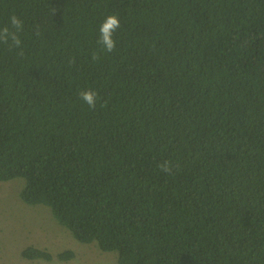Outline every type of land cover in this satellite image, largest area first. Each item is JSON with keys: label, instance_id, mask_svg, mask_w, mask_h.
Returning <instances> with one entry per match:
<instances>
[{"label": "trees", "instance_id": "obj_1", "mask_svg": "<svg viewBox=\"0 0 264 264\" xmlns=\"http://www.w3.org/2000/svg\"><path fill=\"white\" fill-rule=\"evenodd\" d=\"M4 28L0 181L21 201L118 264H264V0H0Z\"/></svg>", "mask_w": 264, "mask_h": 264}, {"label": "rangeland", "instance_id": "obj_2", "mask_svg": "<svg viewBox=\"0 0 264 264\" xmlns=\"http://www.w3.org/2000/svg\"><path fill=\"white\" fill-rule=\"evenodd\" d=\"M23 179L0 181V264H118L114 252H103L95 243H80L61 227L44 206L25 204L19 197ZM27 246L45 249L51 260L27 259ZM71 250L66 260L58 253Z\"/></svg>", "mask_w": 264, "mask_h": 264}, {"label": "clouds", "instance_id": "obj_3", "mask_svg": "<svg viewBox=\"0 0 264 264\" xmlns=\"http://www.w3.org/2000/svg\"><path fill=\"white\" fill-rule=\"evenodd\" d=\"M11 25L19 29L21 27V20L16 16L10 17ZM120 28V21L117 15L109 14L107 15L99 26V38L98 43L103 45V50L105 52H112L115 48V41L113 39V33ZM11 35L13 42L19 45L20 41L17 39L15 34L9 33L8 28L0 30V40H7ZM81 99L87 103L90 108H94L96 104V93L93 90H83L79 93ZM164 171H168L167 165L163 166Z\"/></svg>", "mask_w": 264, "mask_h": 264}]
</instances>
